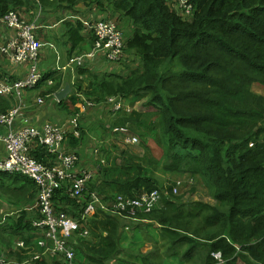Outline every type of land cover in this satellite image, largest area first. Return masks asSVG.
<instances>
[{
	"label": "trees",
	"instance_id": "16d2710c",
	"mask_svg": "<svg viewBox=\"0 0 264 264\" xmlns=\"http://www.w3.org/2000/svg\"><path fill=\"white\" fill-rule=\"evenodd\" d=\"M187 1L193 6L190 17L180 14L177 3L164 0H0V18L13 11L27 21L34 18L38 2L45 14L40 23L52 20L61 30L40 41L62 46L66 61L75 51L83 53L87 40L91 47L83 25L90 17L114 20L117 27L121 19L128 21L130 35L114 62L121 68L105 73L95 68L97 64L76 69L72 94L55 105L64 117L83 112L80 137L69 136L67 142L68 152L78 156L86 127H98L101 135L125 127L142 146L144 129L158 132L161 164L123 150L120 159L105 151L102 142L95 143L99 152L88 190L103 204L111 206L118 196L134 199L153 190L162 194L149 213L137 214L135 224L101 211L86 220L87 236L77 232L68 240L75 264H126L118 259L123 232H136L145 221L146 227L157 226L149 240L156 244V237L164 243L167 263L264 264V0ZM5 76L10 82L18 79L0 69V80ZM65 82L68 78L50 68L33 90L44 98L60 91ZM254 86L262 92H255ZM28 91L32 89L23 99L33 104ZM109 97L130 106L146 98L144 106L154 110L155 122L132 110L107 111ZM83 98L95 107L86 108ZM14 105L13 95L0 96V114ZM96 110L107 111L108 117L96 115ZM29 157L56 164V156L41 146L30 147ZM154 168L171 177V184L168 180L165 187ZM182 177L202 183L212 202L186 203L173 195L172 185ZM37 195V186L26 176L0 172V202L9 207L8 212L0 211V254L12 264L31 259L15 251L13 243L36 247L32 239L42 236L33 226L42 218L34 207ZM52 204L57 214L72 220H79L85 206L68 198L64 188L54 192ZM153 254L155 247L137 257L142 264H165L164 259L153 262ZM27 264L65 262L62 256H44Z\"/></svg>",
	"mask_w": 264,
	"mask_h": 264
},
{
	"label": "built area",
	"instance_id": "2783aa9c",
	"mask_svg": "<svg viewBox=\"0 0 264 264\" xmlns=\"http://www.w3.org/2000/svg\"><path fill=\"white\" fill-rule=\"evenodd\" d=\"M164 1L177 3L183 17L192 15L193 6L187 0ZM36 3L35 18L31 21L21 18L13 11L7 12L0 18V25L7 30V38L5 37L4 42L0 44V60H7L11 67L22 71L15 82H10L7 76L0 80V96L13 95L15 100L13 108L5 114H0V127H6L7 130L0 136V145L3 146L0 172L26 176L38 188L34 207L39 208L42 218L34 222L33 226L42 231V236L32 239L31 243H35L36 247H29L24 241L14 243L15 251L22 252V256L31 257L21 264H27L32 260L40 261L44 256H62L65 264H75L73 262L74 253L68 246V240L77 232H79V236H87L86 220L101 211L123 221L133 222L137 219L138 213H149L159 203L162 193L153 190L134 199L118 196L111 206H106L97 193L88 190V182L93 178L94 171L79 166L80 159L77 153L67 152L63 148L69 136L80 137L79 120L83 112L80 111L71 116L60 127L49 122L44 123L41 130L34 126L29 117L24 114V111L29 108L23 99L24 93L33 89L42 78L39 64L40 52L43 49L48 48L56 55L55 64L51 70L57 71L62 76L64 74L73 75L74 78L76 69L92 67L96 65L97 60L105 59L111 63L117 62L122 53L124 40L113 20L95 21L89 18L84 21L83 25L85 33L89 34L92 40L91 47L81 54H73L70 59L62 63L60 52L55 45L41 42L35 35L39 28L40 16L43 15L40 4ZM74 82V80L69 82L72 92ZM52 84V81L47 82L48 86H52ZM55 94L44 98L38 96L33 103L43 105L46 97L58 103ZM77 95L82 97L80 94ZM83 102L86 108L95 107V104L84 98ZM105 105L107 110L112 112L125 110L130 113L132 110L117 97L107 98ZM111 131L114 138L117 137V140L121 138L122 146L134 147L139 143L138 138L125 127H115ZM32 146L44 147L48 154L56 156V164L44 165L29 157V149ZM97 151L94 150V154H97ZM101 162L103 163V161ZM188 181L192 183V179ZM63 188L68 198L85 203L79 220H72L63 213L55 212L52 196L56 190ZM177 192L178 190L172 189L173 195H176ZM164 195H167V192H164ZM125 229L127 230V228ZM37 248L41 252L34 251ZM215 257L218 258L219 254H216ZM0 264L12 263L3 254H0Z\"/></svg>",
	"mask_w": 264,
	"mask_h": 264
},
{
	"label": "rangeland",
	"instance_id": "374dc122",
	"mask_svg": "<svg viewBox=\"0 0 264 264\" xmlns=\"http://www.w3.org/2000/svg\"><path fill=\"white\" fill-rule=\"evenodd\" d=\"M82 6L83 5L81 4L80 8ZM35 14H36V12H35ZM35 14H34V18H35ZM43 15H45V14H43ZM26 18L28 19V17H26ZM46 19H48L47 16H46ZM118 27L120 28L119 30L122 33L123 39L130 35V30L128 27V21H126L125 19H121L118 22ZM52 36H53V32H52ZM40 58L42 60V63H44L43 57H40ZM103 61H104V63L109 65V68H107L106 71H105V68L101 69V71H100L101 73H105V72H109V71L114 72V71H118L121 68L120 63H110L106 60H103ZM134 61H136L135 57H134ZM253 90L257 93L262 92L261 89L257 86H254ZM38 96L42 97L41 95H38V90L32 89V91H28V97L31 98L32 101L37 99ZM146 100H147L146 98L137 100L136 102H134L133 106H130L128 101H125L124 103L127 106H129L132 109V111L138 112L140 114H144V118L148 117L147 121H149V123H152V122H155V119H156V116H154L155 112L152 108H148V107L144 106ZM44 104H46V106H47L46 107L47 108V114L44 116V118L41 120V122L48 121L49 123H52V124L57 122V125H59L63 121V119L65 118L64 114L58 109L57 105H55V104L51 105L50 99L46 98L44 100ZM96 111H99L96 115H102V116H104V118L108 117V113H107L108 110L107 111L96 110ZM42 125L43 124L40 125V128H39L40 130L42 129ZM85 125L88 126L87 123H85ZM106 127H107V125H106ZM97 128L98 127H93V128H91V131H89V129L87 127L84 129L88 132V134H91V135H88L87 133H85V136L82 139V144L80 145V149L78 150V154L80 157L79 158L80 159L79 166H82L85 168H90V169H92L94 167L93 162L96 160L94 158V155H96V154H94V150H97L96 145H95V143L97 141L102 142L103 145L106 146V148H107V150H105V151H107L108 153L111 152L112 156H114V157L117 156L121 159L119 152L123 150L124 152L128 153L129 155H131V154L137 155V156L145 155V158L147 160L155 159L160 164L162 163V161H163L162 147L157 143L159 140V136H158L157 131L152 132V131H150V129H144L143 130V132L145 134V136L143 137L144 146L141 145L140 138L134 134L138 138L139 144H137L134 147H125V146H122L120 144L121 138H119L117 140V137L114 138V136L112 134L110 135L107 131L105 132V135H101V134H99V133H101V130L96 131ZM97 152H99V151H97ZM120 159H118V162L120 161V164H121L122 161ZM84 164H86V165H84ZM156 167L160 168L158 165ZM153 171L155 172V174H157L160 177L161 182L164 181L165 187H167L166 181L170 180V184H171V180H172L171 177H168V176L162 174L161 172L157 171L155 168L153 169ZM188 180H191V178H186V177L177 178L174 181V185H172V189L178 190L176 195L178 197H180V199L182 201H185L186 203L196 202V201H202V202H207V203L212 202L211 198L209 197V194L206 192V189L204 188L202 183L193 184ZM177 184H179V186H177ZM192 188H194V189H192ZM0 211L8 212L9 207L7 206V204L3 205L0 202ZM135 223L136 222H133V224H135ZM142 224H143V226H141V228L136 230V232L131 230V228H128V230H125L123 232L124 237L121 241L122 253H120V255L118 256V259L123 260L126 264H142L140 258L137 257L138 252H139V254H142V255L149 254L152 252V250L155 247V254L157 255V258L153 259L152 260L153 262H155L157 260L164 259L165 264H171V263L177 264L175 261H172L170 259H169V263H167L165 253H164L165 252V245L160 239L155 237L156 244H153V242H151L149 240L151 232L153 230H156L157 226L153 225L152 227H146L145 224H149V221H145ZM13 248H14V243H13ZM155 254H153V255H155ZM14 262H16V261H14ZM16 264H21V263L16 262ZM239 264H241V263H239Z\"/></svg>",
	"mask_w": 264,
	"mask_h": 264
},
{
	"label": "crops",
	"instance_id": "0c3cea01",
	"mask_svg": "<svg viewBox=\"0 0 264 264\" xmlns=\"http://www.w3.org/2000/svg\"><path fill=\"white\" fill-rule=\"evenodd\" d=\"M89 16H92V15H89ZM88 16V17H89ZM92 18V17H90ZM98 18V17H97ZM93 19V18H92ZM26 20V19H25ZM47 22V21H46ZM52 20H50L49 22L47 23H44L41 22L39 24V28L36 30V37L41 40L43 37L45 36H51L52 32L53 33H58V31H61L59 29V26L56 25V26H53L52 25ZM49 25V26H47ZM6 34H7V30L0 25V44L4 42V39L6 37ZM86 34V33H85ZM89 34H86L85 36H88ZM7 38V37H6ZM90 39V37H89ZM52 44L55 45L56 49L59 51L61 50L62 52L59 54L60 56V59H61V62L62 63H65L66 62V58L68 55H66L65 51L63 50L62 46H58L56 45L55 43L51 42ZM90 47V43L88 42V40L85 42V44L81 47V49L85 52V50H88ZM60 52V51H59ZM76 52V53H75ZM74 54H77V51H75ZM73 56V55H71ZM40 57H43V62L42 63V60L40 58V64H39V69L40 71L44 72V71H47L49 70L50 68H52L55 64V60H56V55L54 54L53 51H51L50 49L48 48H45L42 50V52H40ZM105 60V59H103ZM99 61L97 60L96 64H97V67L95 68H99L100 70L103 69V68H109V65L108 64H105L104 61ZM0 69L4 70L5 72H7L8 74L10 75H14V76H17L19 78L20 74H21V70L17 69V68H13L9 65V62L5 59H2L0 60ZM63 77L66 79L68 78L69 82L70 80H76L77 76L74 75V78H73V75H70V74H64ZM69 82H65L64 85L66 83H69ZM26 95V93H25ZM51 100V105L53 104H56L57 102L56 101H53V99H50ZM28 105V109L24 112V114L29 117L30 121L32 122V124L34 126H36L37 128H40V125L41 124H44V123H47L48 121H43L41 122V120L44 118V116L47 114V106L46 104H43V105H36L35 103L33 104H27ZM68 118L70 117H65L63 119V121L57 125V122L56 123H53V125L55 126H62L64 125L67 121H68ZM52 124V123H51ZM6 127H0V136L5 134L6 133ZM69 138H67L65 144L63 145V148L68 152L70 151L71 149L68 147V142ZM2 151H3V146L0 145V158H2Z\"/></svg>",
	"mask_w": 264,
	"mask_h": 264
},
{
	"label": "water",
	"instance_id": "95a60500",
	"mask_svg": "<svg viewBox=\"0 0 264 264\" xmlns=\"http://www.w3.org/2000/svg\"><path fill=\"white\" fill-rule=\"evenodd\" d=\"M71 92L70 84L66 83L63 88L55 94V98L60 102L70 96Z\"/></svg>",
	"mask_w": 264,
	"mask_h": 264
}]
</instances>
